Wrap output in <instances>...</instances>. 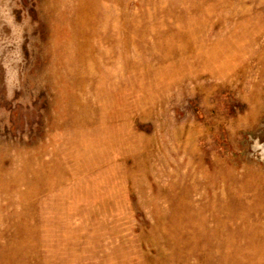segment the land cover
<instances>
[{"label":"rangeland","instance_id":"1","mask_svg":"<svg viewBox=\"0 0 264 264\" xmlns=\"http://www.w3.org/2000/svg\"><path fill=\"white\" fill-rule=\"evenodd\" d=\"M0 264H264V0H0Z\"/></svg>","mask_w":264,"mask_h":264}]
</instances>
